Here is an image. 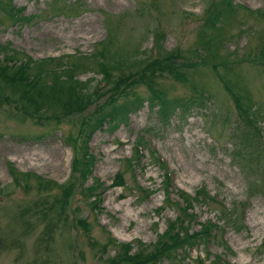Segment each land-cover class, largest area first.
Masks as SVG:
<instances>
[{
    "label": "rangeland",
    "instance_id": "rangeland-1",
    "mask_svg": "<svg viewBox=\"0 0 264 264\" xmlns=\"http://www.w3.org/2000/svg\"><path fill=\"white\" fill-rule=\"evenodd\" d=\"M223 1L0 0V60H32L28 76L37 79L25 89L0 78V264H110L127 243L154 251L178 214L164 204L158 158L172 173L173 199L179 190L219 201L196 203L190 223L192 231L214 224L216 238L158 264L199 256L264 264V152L244 147L241 130L248 112L264 133V0H232L216 21ZM163 59L175 71L134 84L129 98L158 91L168 101L200 97L202 106L163 122L146 102L125 123L97 129L107 89ZM54 84L57 97H38ZM73 85L86 89L88 111L71 107ZM86 151L94 166L82 177ZM119 173L124 187L112 185ZM96 180L102 187L88 191ZM91 193H101L99 209Z\"/></svg>",
    "mask_w": 264,
    "mask_h": 264
},
{
    "label": "trees",
    "instance_id": "trees-1",
    "mask_svg": "<svg viewBox=\"0 0 264 264\" xmlns=\"http://www.w3.org/2000/svg\"><path fill=\"white\" fill-rule=\"evenodd\" d=\"M232 5V0H225L219 3L217 6V11L219 10V13L217 14L218 18L216 19V21H218L222 16L224 17V19L227 18V13H225L223 9L227 6L230 8ZM111 56H113V54H111ZM27 60L30 59L27 58ZM27 60L19 62L6 60V58L0 60V78L5 83H8L10 85H24L25 89L26 87H33L36 84L37 79L30 78L28 76L30 64ZM46 61L53 62L56 60L49 59ZM174 65L175 63L173 61L165 59H163L162 61L158 60L149 65V67H147L145 70L137 74H130L125 78H121L120 80L115 81L112 87L107 89L106 93L103 95V97H106L104 103L108 106V109L101 115L97 113L95 117H97L98 121L95 127L97 129L102 128L103 125H107V127L112 128L117 127L118 125L125 123L131 114L143 109V107L146 105V102L150 105L151 108L154 109L155 107H158L160 109V117L163 122L168 121L176 111H183L184 109L186 111H190L192 109L191 105L195 104L202 106L203 100L200 97H191L187 100L174 99L172 101H168L165 99L164 95L158 91H152L153 95L148 99H143L140 97L129 98V89L134 84L140 82L149 83V81L157 76L158 72L172 73L175 71L174 68H172ZM101 71L104 74V77L108 79L110 76V72L106 64H101ZM225 84L228 86L227 81ZM58 88L59 87H57L56 84L52 86L50 85L47 88L45 86H41L38 91V97L42 99L46 94V96L49 98L52 95L57 97ZM85 91L86 89H79L76 87V85L69 87V93L67 95L71 98V107H75V111L84 112L85 109L86 111L89 110L91 104L89 103L88 95L85 94ZM228 91L232 93L230 88H228ZM24 96L28 101H31L32 99L33 101L38 103V99L32 98L31 95L29 97L28 91L25 92ZM99 97L103 98L101 96ZM68 112L71 113V110H68ZM243 113L248 123L246 124V126L242 127L243 129H241L243 130L244 134V143L242 145L246 148H257L258 151L260 150L259 152H264V133L258 128V126H256V124H253V120H247L249 117L248 112ZM135 158L137 160L136 163H138L139 153L137 150L135 151ZM157 160L165 172V179L163 181V189L165 193L164 204L169 203L175 205L178 211L177 217L175 218V220L168 223V228L158 240L154 251L146 252L143 247L135 250L133 244H121L120 252L110 261V264H158L163 259L175 257V255L180 251L184 254L189 248H192L199 242L205 243V246L207 247V244H210L211 241L216 238L215 232L218 227L214 224L205 223L201 226V229L199 231H192L190 229V223H193L197 220V215L194 214L196 203L214 204L211 203L210 200L217 203H219V201L215 198L209 199L208 196L205 195L202 191H199L198 193H196L195 197H192L184 191L177 190L176 193L179 200L173 199L172 195L175 193V191L172 190V188H174L175 185L172 178V173L160 158H158ZM79 162H83L82 177H85L87 172H92V167L94 166V158L88 151L84 152L83 160ZM11 171L14 176L18 175L16 170L11 169ZM14 178L17 182H19L18 177ZM96 181V188L91 187L88 189V191H90L91 189L98 190L100 187H102V184L98 180ZM112 185L120 187L125 186V179L122 173H119L116 176ZM70 188L71 187L69 186L65 191L67 195L70 191ZM72 191L70 192L69 196L71 195ZM139 191L141 192V194H145L146 197L149 196V194H147L150 193L149 191L144 192L142 188H139ZM91 194H93L95 197V200L93 202L94 206L96 207V209H99L100 205L102 204L101 193ZM229 220L230 218H227L228 222ZM80 227L83 230H89V225L86 223V221L81 220ZM114 241L115 243H117L116 240ZM197 260L198 264H207V260H205L201 256H199ZM223 263L224 261H222L221 258H218L217 263L215 261L210 262V264Z\"/></svg>",
    "mask_w": 264,
    "mask_h": 264
}]
</instances>
